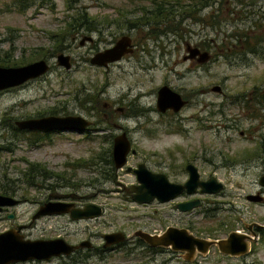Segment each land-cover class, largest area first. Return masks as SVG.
I'll use <instances>...</instances> for the list:
<instances>
[{
	"label": "rangeland",
	"instance_id": "1",
	"mask_svg": "<svg viewBox=\"0 0 264 264\" xmlns=\"http://www.w3.org/2000/svg\"><path fill=\"white\" fill-rule=\"evenodd\" d=\"M192 1L197 9L193 16L179 15L160 23L149 14V20L142 22L146 25L121 29L117 24L140 23L135 17L151 12L158 3L169 2L176 8L178 2L190 1L33 0L19 10L14 0H0V56L29 62L45 52L51 68L37 79L0 92V185L10 179L18 195H40L41 190L28 187L24 177L29 162H38L61 176L64 192L103 202L106 213L117 218V226L125 225L128 234L142 226L149 231L163 229L173 219L162 216L158 205L143 206L129 198L123 186L135 180L125 169L117 178L123 185H90L91 177L98 178V174L89 163L94 155L97 158L107 151L109 142L103 136L118 133L112 125L116 122L133 128L129 138L139 158L145 153L172 154L171 161L167 160L177 165L194 155L203 176L223 184L221 193L208 196L219 202L210 204L218 208V216H209L201 224H213L231 214L264 223V203L247 199L264 189L259 184L264 175V154L259 150L264 148V0ZM79 11L95 20L92 24L113 25L92 33L93 41L83 46L78 41L89 35L86 31L75 33V41L64 39L61 48L65 47L73 63L66 71L56 63L55 55L62 49L54 50V41ZM156 24H175V30ZM152 29L157 32L150 34ZM121 31L132 38V53L107 70L86 60L110 45L111 32L117 39ZM187 44L208 51L209 61L183 60ZM163 84L189 103L177 113L161 114L156 95ZM214 85L221 90H211ZM63 105L64 113L80 114L94 122L91 136L52 133L34 144L14 136L15 120ZM128 165L133 166L132 161ZM40 175L32 180L40 183ZM159 219H163L161 226ZM260 244L263 250L264 242ZM139 250V255L128 257L117 250L106 261L94 264H149L167 256ZM261 258L264 264V254ZM171 264L185 263L178 259Z\"/></svg>",
	"mask_w": 264,
	"mask_h": 264
},
{
	"label": "flooded vegetation",
	"instance_id": "2",
	"mask_svg": "<svg viewBox=\"0 0 264 264\" xmlns=\"http://www.w3.org/2000/svg\"><path fill=\"white\" fill-rule=\"evenodd\" d=\"M128 24L143 23H129L125 21V24H117V26H119V28L121 29H131L128 27ZM83 25L87 26V24ZM111 25L113 24H90V26H93L94 28L90 30H86V27L80 26L78 30H75V32L67 38H70V40L75 41V33H78V31H86L87 33H89V35H82L78 41V44L80 46H83L85 43L93 41V37L91 36L92 33H100L101 28H107ZM109 35L112 37L109 41L110 45L101 50L97 49L92 54V56L98 51H102L106 48L112 47L116 43V41L119 40L122 36H129L123 31L120 32V36L117 39L115 38V35L112 34V32ZM84 36H90L92 39H85L81 44L80 40ZM64 39L66 38H62L63 42ZM130 47L132 49L131 52L125 53L117 61L107 63V66H98L91 64L90 57L92 56H90L86 60H88V62L93 66L103 67L105 68V70H107L113 64H118L120 60L124 59L126 54H130L133 52L134 44L132 43L131 37ZM64 48L65 47L61 48L62 53H64ZM199 49L204 50L201 48ZM39 50H42V48ZM41 54L44 56H40L38 59L30 60L27 63L39 59H45L49 65V69L47 71L48 73L51 68L48 62L47 54H45V52ZM64 54L69 56V62L71 66L69 69H65L64 67L63 68L66 71H70L73 65L71 57L69 54ZM189 60H192L193 63L200 64L195 59ZM181 97L186 100V104L183 106L185 107L189 103V101L182 95ZM85 102L86 104L88 103L86 99ZM79 105L82 106L81 103H79ZM85 107L88 108L86 105ZM183 107H181L178 111H180ZM91 109H93L92 106ZM118 109L121 110L122 108ZM178 111L174 112L172 109H166L163 112H159L161 114H168L170 112L177 113ZM133 114L137 116L139 113L137 114L134 112ZM50 115H78L88 120L90 123L82 131H65L55 129L48 131L27 130L19 129L15 126L17 129L25 132L24 136L20 134L19 138L17 139H24L27 140L29 143L34 144L38 141V139L47 137L52 133L73 132L80 133L82 135H85V137H88L91 136L90 134L94 130V122L91 119L80 114L64 113V105L57 108L55 107V110H48L46 112L38 113L37 115L29 116L27 118L22 119L40 118L43 116ZM136 124H139V122H136ZM112 125H114V128L118 131V133L114 135L106 134L105 136H103L104 140L109 142L108 148L110 147V152L103 151L102 155L96 156L97 158H95L94 155V158L89 163V166H91V171H94V173L98 174V178H96L95 176L91 177L92 180L90 182V185L92 187L99 186L100 188H105L115 184L117 186L123 185L122 181L117 180V178L119 177V172L125 169V174L133 175L135 180V182L130 183L128 186H123V188L129 194V198L133 202H136L137 204L143 206L149 204H155L160 206L162 216H164L165 218H172L173 223L165 225L163 229H158L156 227L151 231L142 226L137 229H134L130 234H128L125 231V225L117 226V218H114L112 217V215L106 213L107 207L103 202H98L93 197H86L84 195H75L69 192H64L62 189L65 187L61 182V176L54 172V170H50L45 164H43V175L41 176L42 181L40 183H36L33 180H29V184L27 183L29 185L28 187H33L37 190H41L40 195L27 197L18 195L16 193L17 188L12 185L13 182L10 179H7V182H4L0 185V196L9 197V200L3 201L0 204V236L7 233L13 239L26 241L28 243L34 244L38 248L45 244L52 245L55 248L58 247L60 253L50 254L48 256L44 254V256H42V253L39 250L38 253H36L41 255L39 257H33L23 261L10 262L7 264H94L97 261H106L110 253L117 250H121L123 253H125L126 257L130 256L131 254L139 255L137 249H140V252H154L155 256H162L164 254H167L166 257L160 258L159 261H156L157 259H154L149 264H171L172 262H175L178 259L182 260L185 264H220L222 262H225L227 264H262L261 256L262 254H264V249L261 250L262 247L260 246V242H264V223H258L253 220L244 221L241 220V218H235L233 214H231L229 216H224L222 219H218V222L216 223L201 224L200 221H204L209 216H218V208H211L210 204H216L219 202L210 201L208 196L212 193L202 191V187L199 182L206 181L210 177H204L203 174L200 172L201 170L198 162L199 160L196 156L192 155L190 156L191 158L186 157L177 165H174L173 163L168 162L167 160L168 158L171 161V158H173L172 154L160 155L156 153H145L139 158L136 149L132 146L133 142L129 138L130 132L133 131V128L129 129L128 127L122 126L121 124L116 122H112ZM122 133L125 134L126 139L130 143V151L126 155L125 163L120 168H116L112 157V145L114 137ZM26 135H29L30 137H27ZM14 136L16 135L14 134ZM135 157L138 159H135ZM204 160L207 161V159ZM129 161H132L133 166L128 165ZM29 163L31 165L33 162ZM188 165L193 166L197 174V183H195L193 187L191 186L190 191L182 189L174 197L164 201L154 198L148 202H138L132 199L131 188L140 184L134 172L139 167H141L142 169H146L150 173L163 174L170 183L183 185L189 179V171L187 169ZM109 171H111L110 176L108 175ZM33 176L36 177L37 175ZM33 176L30 174L31 179H34ZM46 181L50 182L47 183ZM222 189L223 187L218 192L221 193ZM258 194L261 196V200L250 201L258 202L259 204L264 203V196L261 195L264 194V189L258 192ZM1 200L2 199H0V201ZM48 203L65 204L67 205L66 208L68 211L57 213H42L43 206ZM187 203H193V206H191L187 210H180L179 205ZM89 204L95 205L100 209L101 212L98 215L94 216L78 218L73 217L72 212L77 209H83L86 205ZM159 220L161 226V224H163L161 220L163 219ZM170 227L184 229L192 237L196 239L210 241L211 243L209 245L201 246H198V244L196 243H190L186 250L181 251L174 250L171 246H150L136 234L137 232H142L148 233L153 236H161L165 232V230ZM232 233H234L233 241L231 243L226 242V244L223 246L226 251L222 250L216 242L228 241L229 236ZM107 235H112L115 240H112L108 243ZM69 246L73 247L71 251L67 253L61 251L62 247L66 248Z\"/></svg>",
	"mask_w": 264,
	"mask_h": 264
},
{
	"label": "water",
	"instance_id": "3",
	"mask_svg": "<svg viewBox=\"0 0 264 264\" xmlns=\"http://www.w3.org/2000/svg\"><path fill=\"white\" fill-rule=\"evenodd\" d=\"M91 40L90 36H84L80 43L83 41ZM130 37L125 35L122 36L116 43L102 51H98L92 57H90V63L98 66H107V63L117 61L125 53L131 52ZM56 63L65 69L70 68L69 56L64 53H58L55 57ZM195 59L198 63L202 64L210 59V53L206 50H200L196 46L186 45V54L183 56V60ZM49 65L45 59H39L30 63H26L19 66H0V92L9 88H13L26 83L29 80L35 79L47 73ZM211 90L219 92L220 86L214 85ZM186 104L181 95L170 88L168 85H162L157 90L156 107L159 111L163 112L166 109H172L174 112L178 111L181 107ZM90 122L78 115H66V116H43L40 118H28L19 119L14 122L15 126L19 129L27 130H71V131H82ZM130 151V143L126 139L124 133L114 137L112 145V157L116 168H120L126 159L127 153ZM189 171V179L183 184L170 183L163 174H154L148 172L146 169L139 167L134 172L136 178L139 181V185L133 186L132 199L138 202H148L154 198L164 201L174 197L182 189L190 191L191 186L193 187L197 183V174L193 166H187ZM202 187V191L207 193H216L222 187V183L217 181L214 177L208 178V180L199 182ZM259 184L264 187V175L259 178ZM247 198L252 201L261 200L259 194L247 195ZM0 204L3 201L9 200V197L0 196ZM5 203V202H4ZM67 205L62 203H48L43 206L42 213H57L66 212ZM193 203L180 204V210H187ZM100 209L93 204L86 205L83 209H77L73 213V217H86L94 216L100 213ZM264 228V226H263ZM150 246H171L174 250L184 251L187 249L190 243H196L198 246L209 245L211 242L192 237L186 230L177 228H167L161 236H153L148 233L137 232ZM233 234L229 236L228 241L216 242L218 246L226 251L223 246L226 242L233 241ZM7 233L0 236V264H7L10 262L23 261L33 257L46 256L50 254L60 253L58 247L52 245H43L39 248L34 244L26 241H20L13 239ZM115 240L112 235H107V242ZM73 247L63 248L61 251L69 252ZM41 251V255L36 254Z\"/></svg>",
	"mask_w": 264,
	"mask_h": 264
},
{
	"label": "trees",
	"instance_id": "4",
	"mask_svg": "<svg viewBox=\"0 0 264 264\" xmlns=\"http://www.w3.org/2000/svg\"><path fill=\"white\" fill-rule=\"evenodd\" d=\"M17 8L19 10H23L26 7L30 6L33 0H14ZM45 1V0H43ZM190 3L189 4H180L179 2L176 4V8L173 7V5H171L169 2H161L158 3L154 9L151 12H145L142 15H140V17H135L136 21H141V22H147L148 19V15H151V20H155L157 22L160 23H165L169 20H174L176 16H193L194 13H196L197 9L194 5H192L193 1L189 0ZM150 11V10H148ZM95 20H93L92 18H90L87 13L85 11H79V13H77L76 15L71 16L70 20L67 22V24H65L62 28H61V32L58 33V36L56 37V40L54 41V50H60L63 44V40L62 38H67L69 37L71 34H73L75 32V30H78V28L80 26L86 27V30H90V29H94L93 26H90V24H92ZM83 24H87V26H84ZM142 25H146V24H128L129 28H135V27H139ZM156 25H164V24H156ZM167 25H164L163 27H165ZM168 29L171 30H175V24L174 26L172 25H168L167 26ZM165 31L164 29L160 30ZM157 32V30L152 29L149 33L150 34H155ZM158 35V34H157ZM247 42V41H246ZM245 42V43H246ZM62 43V44H61ZM249 48V47H247ZM44 56V55H42ZM38 58V56L36 57ZM34 58L32 57L31 60H33ZM27 63L26 61L21 60L20 62H16L14 60L9 59L8 57H2L0 56V66H17V65H22ZM13 131L15 132V135H20L22 134V136H24L25 132H23L22 130L17 129L15 126L12 127ZM105 141V140H104ZM262 151V153L264 154V148L262 147L261 149H259ZM107 151L110 152V147L107 148ZM110 154V153H109ZM30 169L26 170V173L24 174L25 180L29 182V180L31 181L32 179L30 178V174L33 175H37L41 174L40 176L43 175V165L40 163H32L31 165L29 164ZM32 170V171H31ZM111 171L108 172V175L110 176ZM107 175V173H106ZM34 178V176H33Z\"/></svg>",
	"mask_w": 264,
	"mask_h": 264
}]
</instances>
